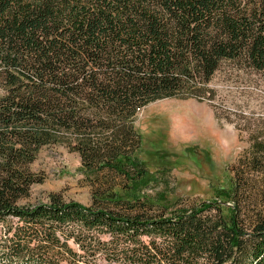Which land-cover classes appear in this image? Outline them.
<instances>
[{
  "label": "trees",
  "instance_id": "obj_1",
  "mask_svg": "<svg viewBox=\"0 0 264 264\" xmlns=\"http://www.w3.org/2000/svg\"><path fill=\"white\" fill-rule=\"evenodd\" d=\"M224 65L264 73V0H0V264H264V118L229 187L190 205L152 202L136 153L138 110L212 103ZM59 143L89 206L25 203Z\"/></svg>",
  "mask_w": 264,
  "mask_h": 264
},
{
  "label": "rangeland",
  "instance_id": "obj_2",
  "mask_svg": "<svg viewBox=\"0 0 264 264\" xmlns=\"http://www.w3.org/2000/svg\"><path fill=\"white\" fill-rule=\"evenodd\" d=\"M210 87L216 93L212 103L166 98L138 110L135 128L142 140L136 153L153 178L145 191L152 202L190 205L229 187L231 170L248 147L246 129L263 121L264 73L224 65ZM81 168L80 154L68 144L42 148L32 164L42 182L25 203H47L51 194H59L89 206L92 188Z\"/></svg>",
  "mask_w": 264,
  "mask_h": 264
}]
</instances>
